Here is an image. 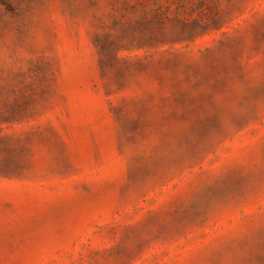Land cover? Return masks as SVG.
<instances>
[{
    "label": "rangeland",
    "instance_id": "obj_1",
    "mask_svg": "<svg viewBox=\"0 0 264 264\" xmlns=\"http://www.w3.org/2000/svg\"><path fill=\"white\" fill-rule=\"evenodd\" d=\"M0 264H264V0H0Z\"/></svg>",
    "mask_w": 264,
    "mask_h": 264
}]
</instances>
